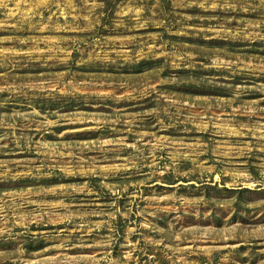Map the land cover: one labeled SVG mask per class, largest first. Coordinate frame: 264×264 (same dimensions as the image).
I'll use <instances>...</instances> for the list:
<instances>
[{
	"label": "rangeland",
	"instance_id": "obj_1",
	"mask_svg": "<svg viewBox=\"0 0 264 264\" xmlns=\"http://www.w3.org/2000/svg\"><path fill=\"white\" fill-rule=\"evenodd\" d=\"M0 264H264V0H0Z\"/></svg>",
	"mask_w": 264,
	"mask_h": 264
}]
</instances>
